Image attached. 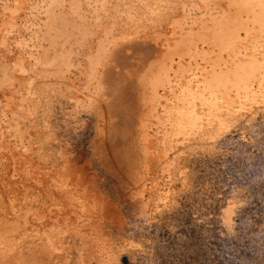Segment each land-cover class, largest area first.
<instances>
[{"label": "bare ground", "instance_id": "6f19581e", "mask_svg": "<svg viewBox=\"0 0 264 264\" xmlns=\"http://www.w3.org/2000/svg\"><path fill=\"white\" fill-rule=\"evenodd\" d=\"M56 94L74 114L83 111L88 118L89 164L115 184L127 210L148 221L141 222L137 213L140 222L124 228L123 241L97 228L86 234L74 228L65 246L45 236L71 222L53 215L61 200H74L57 191L54 182L82 154L59 152L54 166H47L55 154L43 149L69 132L74 120L62 109L66 118L58 120L66 123H60L62 132L54 130L58 121L50 124L53 107L46 96ZM259 126H264V0H0V165L7 163L6 172L0 171L26 191L35 185L46 191L50 207L42 218L27 212L9 221L1 218L0 264H121L124 256L146 260L144 242L152 235L142 229L158 217H170L195 188L200 195L207 190L205 174L194 175L192 165L222 158L229 145L243 157L244 145H255ZM7 133L14 137L12 148ZM252 148L245 159L253 158ZM262 155L255 161L254 182L264 181ZM36 160L46 161L45 166ZM228 188L218 199L221 189L215 191L210 218L229 237L247 194L240 185ZM259 224L264 227V218ZM24 241L32 244L29 255L13 257L10 250ZM260 258L250 264H264V254Z\"/></svg>", "mask_w": 264, "mask_h": 264}, {"label": "rangeland", "instance_id": "374dc122", "mask_svg": "<svg viewBox=\"0 0 264 264\" xmlns=\"http://www.w3.org/2000/svg\"><path fill=\"white\" fill-rule=\"evenodd\" d=\"M25 36H26V34H25ZM57 95L58 94L53 96L54 98L57 97L56 98L57 100L54 99L52 96H50V97H52L53 99L52 98L48 99L49 96L48 97L46 96V100H48V104L50 101V104H49L51 106L50 108L53 107L52 114L50 117V119L52 121L50 124L55 125V123H56L55 121L59 122V123L57 122V127L55 126L54 130H57V131L60 130L62 132V130H63L62 124L66 123V121H63L64 118H66V116L65 117L62 116L63 115L62 109L69 113V116H67V118L71 117V119H74V120L76 119L75 121H77V123H75L74 120L72 122H70L69 126H71V125L72 126H71L69 132H65L64 135L59 134V136H57L56 139L52 140V142L45 147L46 149L45 148L43 149V152L45 151L44 153H47V154L49 153L52 156L55 154L54 157L46 160V161H48L47 166L50 168H52L54 166V160L53 159H55L57 156H59V152H62V154L64 153L63 156H66L68 154L75 152L76 150H79L82 152V154L79 157V161L77 162V164L74 165L73 168H72V166L70 167L73 170H71L69 168L68 174L66 176L61 175L63 177H61V176L56 177L55 178L56 183L54 182V185L56 184L54 186L55 189L56 190L59 189V191H60V189L63 190V192L62 191H60V192H62V195H64L65 198L67 196L72 195L71 196L72 200L74 199L76 201H74V200L71 201L72 205H70V203H71L70 200H68V199L66 201L64 199L61 200L60 204L57 205L58 209L56 207H55V209H57V210H55L53 208L55 210V211L53 210L54 211L53 215L56 216V214H59V216H58L59 218H63L62 216H64V218H65V216H66V218H67L66 221L71 220V222L68 221V223L66 222L67 224L64 223V226L66 224L67 228H66V226H65V228H63L62 225L60 226V229L62 227L64 230L59 229V231H58L56 229H52V230H50L51 233L50 232L48 233V231L45 232L46 233L45 236L46 237L49 236L48 239L55 240V241L58 239L56 241V243L58 244L57 246H59V245L65 246V244H67L68 241H70V238H71L70 236L74 233L73 232L74 228H75V231L78 230L77 232H80L79 234L91 233V232H95L97 229H100L101 232L105 236L106 235L112 236L113 238L114 237L117 238L116 240H118V241H120V240L123 241L124 238L126 239V235L124 234L125 233L124 228L125 227L127 228L128 225L131 226V224H135L134 220H136V216H137L138 212L127 210V208L120 202V199L118 198V195H117L116 190H115V184H113L112 181H110L105 176L99 174L97 172V170H94V168H92L91 163L89 164L88 160H90V159H89V156L86 155L87 144L85 143L89 139L88 132H87L88 125H89L88 118L86 117L85 114H83L84 113L83 111L81 113L79 112V113L74 114L73 110L71 108V105L69 103H67L66 100H63V98L61 99L62 96H60V95L57 96ZM58 97H60V98H58ZM59 99H60V101H59ZM64 101H66V102H64ZM62 106L65 109L62 108ZM70 114H73V115H70ZM83 115L85 116V118ZM61 116H62L63 120L62 119L58 120L59 118H61ZM85 119H86V121H85ZM80 121L82 123H80ZM60 123H62V124H60ZM76 124H78V125H76ZM263 127L261 129V127L259 126V128L261 130L258 133L259 135L258 134L256 135L258 138L256 141L257 143L254 142V144H255V145H253L254 149L251 146L249 147V145H244L245 155H243V157L237 153L234 154V152H235L234 149L232 148V146L229 145V146H226L224 155H222L223 159L221 157H219L217 159H214L213 162H206L205 164H203L201 166L199 165V163L193 164L192 166H193V168H195L194 169V172H195L194 175H197V174L199 175L201 173L200 176H203V174H205L204 177H202V178L203 179L205 178L204 180L209 181L208 184L206 185V187H207L206 191L208 193L205 191L204 193H201V195H200L201 191L199 190V187L197 186L198 188L197 189L195 188V190L197 192L199 190V192L194 193V195L192 194L191 195L192 197L190 196L191 199L190 198L184 199L183 201L179 200L178 204L180 206L174 210L173 214H171L170 217H168V218H166V217L162 218V216L158 217L157 219L158 220L160 219V220L156 224H153L151 226H147V228L142 229V230H145L146 232L148 230V234L151 232V234H149V235H152L151 236L152 239H150L149 241L152 242V240H154L153 241L154 245H151L152 248H151V246L148 247L149 246L148 240H145V242H144L145 246H146V250L148 251V254H149L148 255L146 253L147 259L141 260V261L139 259L129 260V259H126V256H124L121 259V261H122L121 264H250L253 261H259L261 259L260 257L264 254V227L263 226L261 227V225L259 224L262 221V218H264V215H263L264 214V181L254 182L252 180H253V177L258 173V163L260 162V159L263 157V155H262V152H264V138H263L264 137V133H263L264 128ZM73 129L75 130L76 133H74ZM76 129H77V131H76ZM6 138H8V140H6V141H8V143H10V144H8L6 142V145L8 144V147L12 148L11 146H13L15 144L14 137L11 136L10 134H8V137H6ZM65 139H66V141H65ZM13 142H14V144H13ZM259 147L262 148V149H260L261 152L259 150ZM250 148L253 149L252 151L254 153H252V151H251V155H253L254 159L253 158L252 159L251 158L245 159V157L249 155L248 151L251 150ZM71 149H72V152L70 151ZM1 150H0V154L2 155ZM231 154H232V156H229ZM87 157H88V160H87ZM257 158H259V159H257ZM36 161H38V160H36ZM46 161H44V162L41 161L43 166H45L44 163H46ZM255 161H257L258 163L257 162L255 163ZM41 162L39 160L38 163L37 162H35V163H37L38 165H41ZM250 162H252V163H250ZM5 163L6 162H4V160H2V164H1L2 166L0 165L1 170L2 169L5 170V168L3 167V166H5ZM247 163H249V164H247ZM215 164L217 166H215ZM6 165H7V163H6ZM200 168L204 169V170H200ZM4 170L0 171V173L2 174L0 177L5 176L3 178H0V183H2L1 186L3 189L0 191V192H3L2 194L0 193L1 194L0 222L2 223L3 219L4 220L8 219L7 221H9L11 219L13 220V218H16L18 215H20L21 213H25V212H27L31 215L33 214L36 217L42 218L45 210L50 208L48 206L49 203L47 202L48 201L47 195H45L46 191L44 193V191L40 190L41 191L40 192L38 186L35 185L36 187L35 186L31 187L32 190L30 189L31 190L30 191L28 189L27 190L28 192H27L26 191L27 187L25 188V186L23 187L22 185L16 184V183L13 184V182L8 180L6 175H3V173L5 174V172H6V170H5V172H4ZM197 170H198V172H197ZM215 170H217V171L219 170L221 172H215ZM254 170L256 173L254 172ZM80 171H81V173H80ZM231 172H233V173H231ZM25 174H26V172H25ZM213 174L215 176H213ZM81 177H82V179H81ZM263 177H264V175H263ZM214 178H215V180H214ZM37 179H38V177H37ZM203 179H200V180L202 181ZM1 180H2V182H1ZM72 180H73V182H72ZM216 180H217V182H216ZM67 181H68V184H67ZM201 181H199V182H201ZM77 182H79V183H77ZM109 183H111L112 185H110ZM217 183H219V184H217ZM227 183H228V185H226ZM251 183L253 184L252 186H251ZM255 183H258V184H255ZM232 185L242 186L245 195L247 194L246 195L247 199H246L245 204L243 205V208H241L239 211V216H238V219L236 220V224H235L236 225L235 230H234L235 233H233L232 235H230L228 237L226 235L220 234L218 227L213 222V220L210 218L212 215L210 213V211L212 212L213 207L215 208V204H216L215 200L220 198L222 195L224 196V194H226L229 190L228 187H230ZM249 185L251 186V188H249L250 187ZM67 186H69L70 189ZM218 187H219V189H221L220 192H217V190H219ZM16 188H18V189H16ZM248 189H250V190H248ZM17 190L18 191L20 190V191L18 192ZM65 190H66V193H65ZM81 190L83 191V194H82ZM215 191L217 192L216 193L217 194L216 199L214 198L215 197ZM92 193L94 194V197H93ZM13 194L16 196H14ZM66 194H67V196H66ZM2 195H4V196L6 195V196L4 197ZM2 197L4 200H2ZM28 198H29V201H28ZM96 198H97V200H96ZM34 201L36 203H34ZM63 201H64V203H63ZM186 201H188V202H186ZM67 202L68 203L70 202V203L68 204ZM5 203H6V205H5ZM74 203H76L75 207L73 206ZM93 203H94L95 207H97V208L93 207L94 206ZM213 203H215V204L213 205ZM45 204H46L47 208H46ZM63 204H65V205H63ZM63 206H65V207L69 206V207H66V208L64 207V210L65 209L66 210L65 211L63 210V212H61L62 211L61 209L63 208ZM44 208H45V210H44ZM67 208L68 209L71 208L69 210H72L73 213H71V211H67L68 210ZM72 208L74 209V211ZM86 209H88V210H86ZM1 211L3 213H1ZM64 212H66V214H64ZM97 212H98V214H97ZM132 212H133V214H132ZM68 214H70V216ZM2 215H3V217H2ZM7 215H9V216L7 217ZM138 215H139V213H138ZM5 216H6V218H5ZM72 216L73 217L76 216L75 217L76 220ZM139 217H140L139 219L141 222L145 223L146 225L148 224L147 223L148 221L145 218L141 219V217H142L141 215H139ZM1 218H3V219L1 220ZM64 218H63V220H64ZM101 218H103V219H101ZM116 218L119 219L120 222H119V220H115ZM137 218H138V216H137ZM82 219H84V220H82ZM112 219H114L115 222L118 221L117 223L120 226L118 224H115V222H112L113 221ZM139 219L136 221L140 222ZM108 220H109V222L111 221L110 223H114V224L110 225V223L109 224H108V222L106 223V221H108ZM142 220H144V221H142ZM123 221H124V223H122ZM70 224L71 225L73 224L72 227ZM121 225H123V227ZM89 226H91V227L89 228ZM110 226H111V228H110ZM70 228H72V229H70ZM69 229H70V231H69ZM122 229H124V230H122ZM256 232H258V233H256ZM121 233H123V234H121ZM241 233H243V234H241ZM49 234L50 235L52 234L53 236H50ZM65 234H66V237L64 236ZM10 235H11L10 236L11 239L15 237V235L13 233H11ZM121 237L123 239H121ZM259 237H262V238L260 239ZM66 238H69V240L68 241L65 240ZM65 241H67V242H65ZM147 241H148V243H146ZM26 242L27 241H24V243L22 242L21 246L19 245V247H18L19 249L17 248L14 251L10 250L11 255H13V257H15V258L18 255L19 259L20 258L25 259L29 255L28 254V252L30 250L29 248L32 245L30 242H27V243ZM161 245H163V246H161ZM15 251H17L18 253L17 252L15 253ZM149 251H150V253H149ZM139 261H140V263H139ZM18 264H21V263H18Z\"/></svg>", "mask_w": 264, "mask_h": 264}]
</instances>
